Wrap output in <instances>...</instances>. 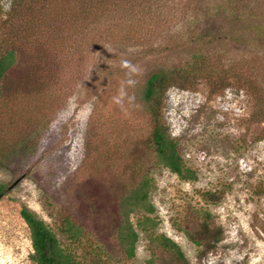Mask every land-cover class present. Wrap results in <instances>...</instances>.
Returning <instances> with one entry per match:
<instances>
[{
  "label": "rangeland",
  "instance_id": "1",
  "mask_svg": "<svg viewBox=\"0 0 264 264\" xmlns=\"http://www.w3.org/2000/svg\"><path fill=\"white\" fill-rule=\"evenodd\" d=\"M11 1L0 0L2 14ZM79 2H19L18 32H0L17 54L8 76L17 95L0 103V126L8 123L14 134L31 125L35 139L29 141H36L24 158L0 166L6 189L0 198V260L34 264L19 215L23 206L53 226L54 200L73 204L82 192L75 203L80 211L90 183L131 185L129 171L137 163L151 179L154 233L173 240L188 264H264L263 0L234 11L238 4L230 0H111L93 16L82 15ZM194 53L228 67L245 63L250 87L213 96L203 83L168 89L163 118L192 175L181 179L154 166L145 148L133 155L127 148L149 132L137 93L142 80L183 67ZM142 215L132 213L131 223ZM134 229L133 257L120 264H147L152 257L148 233ZM70 248L85 258L82 246ZM158 262L171 264V257L162 253Z\"/></svg>",
  "mask_w": 264,
  "mask_h": 264
},
{
  "label": "trees",
  "instance_id": "2",
  "mask_svg": "<svg viewBox=\"0 0 264 264\" xmlns=\"http://www.w3.org/2000/svg\"><path fill=\"white\" fill-rule=\"evenodd\" d=\"M24 1L12 0L9 10L3 14L0 8V32L6 28L17 29L20 7ZM110 1L80 0L81 14L96 15L97 12L104 10V4ZM230 1L238 4L233 8L232 11H234L236 8L244 9V4L247 6L252 0ZM157 8L160 6H157L156 10ZM5 40H0V103L9 101L8 104H10L11 97L17 93L11 90L13 88L8 76L17 63V54ZM189 59L183 67L176 66L170 70L155 71L142 80L137 93L140 102L144 104V111L149 121V132L141 143H133L127 148L131 154L145 148L150 151L154 166L165 167L181 179H190L192 175L190 170L184 167L178 144L170 137L163 118V103L168 89L178 87L191 90L195 89V85L203 83L207 87L209 96H213L229 87L246 90L250 87V80L244 71V67L248 69L245 63H236L235 66L228 67L224 66L220 60L201 53H194ZM257 98L262 100V94H257ZM18 115L23 116L19 113ZM32 125L35 127V124ZM46 126L47 122L41 123V128ZM30 128L31 125L26 126V130L20 128L18 132L11 134L8 123L5 122L3 126H0V166L4 162L9 163L27 155L29 147L36 142L29 141L35 139L33 133L31 134L33 131H29ZM39 132L40 129L34 133ZM136 164H133L135 169L133 170L132 167L130 171L124 166L133 181L131 185H125L118 180L114 181L115 183L111 181L101 185L90 183V187L84 191L87 200L80 211L75 203L77 202L79 206L78 198L82 196V192L77 194L73 204L55 201L48 195L56 203V209L50 213L53 226L23 206L19 215L29 231L32 262L34 264H120L123 260L127 261L133 257L138 238L135 226L138 230L148 233L152 257L147 264H159L158 259L162 253L171 257V264H188L181 249L173 240L165 235L154 233L157 223L155 218L151 217L155 210L149 200L151 179L147 170L141 166L136 168ZM69 175L73 176V173ZM64 185L65 183L62 182L60 188ZM5 193L4 186H0V198ZM83 208H87L88 211L85 215L82 214ZM136 212L144 213V215L138 217L133 225L129 217ZM200 225L202 226L201 235L205 239L209 226L205 220ZM57 234L61 235L65 242L60 240ZM185 234L190 238L193 237L187 231ZM108 239H112L113 245L108 243ZM192 240L197 245H201L198 240ZM72 245L82 246L85 258H78L70 248Z\"/></svg>",
  "mask_w": 264,
  "mask_h": 264
},
{
  "label": "water",
  "instance_id": "3",
  "mask_svg": "<svg viewBox=\"0 0 264 264\" xmlns=\"http://www.w3.org/2000/svg\"><path fill=\"white\" fill-rule=\"evenodd\" d=\"M16 183H18V181H17V180L14 182V184H13V185H15ZM0 264H1V263H0Z\"/></svg>",
  "mask_w": 264,
  "mask_h": 264
},
{
  "label": "bare ground",
  "instance_id": "4",
  "mask_svg": "<svg viewBox=\"0 0 264 264\" xmlns=\"http://www.w3.org/2000/svg\"><path fill=\"white\" fill-rule=\"evenodd\" d=\"M0 263H1V264H5V263H3L1 260H0Z\"/></svg>",
  "mask_w": 264,
  "mask_h": 264
}]
</instances>
